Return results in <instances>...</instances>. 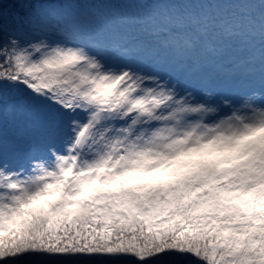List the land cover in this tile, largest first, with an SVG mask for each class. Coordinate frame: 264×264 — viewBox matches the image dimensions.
Listing matches in <instances>:
<instances>
[{"label":"snow or ice","instance_id":"1","mask_svg":"<svg viewBox=\"0 0 264 264\" xmlns=\"http://www.w3.org/2000/svg\"><path fill=\"white\" fill-rule=\"evenodd\" d=\"M261 90L264 0H0V264H264Z\"/></svg>","mask_w":264,"mask_h":264},{"label":"rangeland","instance_id":"2","mask_svg":"<svg viewBox=\"0 0 264 264\" xmlns=\"http://www.w3.org/2000/svg\"><path fill=\"white\" fill-rule=\"evenodd\" d=\"M173 74L180 79L182 85L188 87L190 90L196 91L197 93L211 91L216 96H224L232 99L239 98L253 86L259 88L258 84L255 83L254 78L251 76L235 75L228 80L218 78L204 79L201 77L186 78L182 71H177L175 69H173ZM261 91L264 92V90ZM38 151L39 149L37 148L36 152L38 153ZM32 154L34 153L32 152ZM32 154H30L29 149H27L25 145L17 162L26 165L28 163L29 155Z\"/></svg>","mask_w":264,"mask_h":264},{"label":"trees","instance_id":"3","mask_svg":"<svg viewBox=\"0 0 264 264\" xmlns=\"http://www.w3.org/2000/svg\"><path fill=\"white\" fill-rule=\"evenodd\" d=\"M5 7L11 10L13 6L11 4H6ZM33 119H34V117L31 116L27 111H25L21 114H18V115L16 113H10L9 114V120H15L18 126L27 124V123L31 122ZM19 142L24 144V145H27L29 143L28 140L23 139V138H20Z\"/></svg>","mask_w":264,"mask_h":264}]
</instances>
